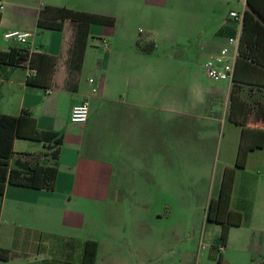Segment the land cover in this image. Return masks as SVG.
Returning <instances> with one entry per match:
<instances>
[{
    "label": "rangeland",
    "instance_id": "1",
    "mask_svg": "<svg viewBox=\"0 0 264 264\" xmlns=\"http://www.w3.org/2000/svg\"><path fill=\"white\" fill-rule=\"evenodd\" d=\"M32 1L37 4L41 0ZM99 1L104 9L120 15L129 39L110 55L104 91L92 95L103 99L90 100L95 138L87 133L82 155L92 161L97 175L92 186L81 191L111 192L107 201H98L99 210L113 208L120 228L127 227L128 238L156 241V257L138 264H238L244 239L224 246L217 226L206 221L208 203L219 194L222 163L229 156L225 148L229 133L220 121L203 118L209 98L201 89L213 85L227 90L230 80L211 78L205 64L218 53L214 47L218 30L232 18V10L243 11L245 0ZM258 13L264 19V14ZM96 35L97 29L89 37V46L95 49ZM205 43H209L207 48H203ZM226 45L233 51L229 42ZM96 58L93 51L85 81L90 76L101 80L92 69ZM107 97L116 101H107ZM138 101L173 109L169 117L162 114L155 148L146 150L152 156H146L144 165L138 164L136 125L108 118L110 110L135 108L131 103ZM222 107L221 100L212 103L215 112H221ZM225 120L229 124L228 117ZM121 127L124 137L118 132ZM235 151L232 149V155ZM238 178L243 189L255 193L257 205L264 206L263 159L239 170ZM8 186V192L15 188ZM228 260L230 263H225Z\"/></svg>",
    "mask_w": 264,
    "mask_h": 264
},
{
    "label": "crops",
    "instance_id": "2",
    "mask_svg": "<svg viewBox=\"0 0 264 264\" xmlns=\"http://www.w3.org/2000/svg\"><path fill=\"white\" fill-rule=\"evenodd\" d=\"M2 1L5 7L4 10L0 9V51L21 47L28 49L30 53L41 54L47 58L41 62L40 72L30 83L26 67L0 68V95L4 98L0 101V113L19 115L23 110H27L35 118L39 129L56 131L63 135V144L59 158L54 159L50 155H45L53 149L51 143L21 137L15 139V158L18 156L17 153L24 152L40 155L39 159L43 164L56 167L59 173L54 190L14 186L15 188H11L8 192L7 185L5 193L1 195L0 203V248L7 250L8 255L5 259L0 258V264H84V247L88 240L99 242L95 264H128L129 261L138 264L156 257L158 244L154 239L128 238L127 227L120 228V222L118 224L116 221L113 208L108 211L99 210L98 201H107L111 192L81 191L88 190L92 186L94 176L97 175L96 168L92 167V161L86 160L82 155L87 133L91 139L95 138L92 135L94 122L90 114L85 124L70 120L74 105L88 97L91 109V99H103L102 95L92 96L94 94L92 88L96 87L97 92L104 91L110 55L129 39L120 15L104 9L99 0H66L62 3L41 0L37 4H33L32 0ZM45 5L65 6L112 16L116 22L114 25L90 26L83 62L78 69L72 59L76 24L67 21L62 30L40 28L37 21L39 12ZM245 10L253 11L264 22L258 13L264 14V7L257 6L255 9L245 0L243 11L238 13L243 14ZM95 25H99L100 28ZM95 29L98 31L96 36L99 39L94 43L96 49L89 46L90 34ZM13 30L32 33L27 46L18 45L17 42L5 37L6 32ZM241 32L242 23L233 17L229 19L217 32L214 41L216 51L219 53L227 46L226 42L230 37L240 38ZM222 38H226V41ZM208 45L209 43H205L203 48H207ZM93 51L97 54L98 61L92 65V69L100 75L101 80L98 81L99 79L90 76L85 81L89 55ZM50 56L54 58L55 68L51 78L47 80L45 68ZM250 71L247 64H240L239 78H247L252 82L256 80L263 85L264 74L259 72V75H251ZM90 79H93V82H90ZM48 89L50 93H47ZM202 92L209 98L203 118L214 122L220 121L222 128L227 126L229 133L225 145L226 150H229V156H226V160L222 163L219 193L224 169L233 166L236 162L242 127L230 118L231 82L227 90L212 85L209 89H201V94ZM239 95L250 104L247 125L264 128V88L246 82L243 83ZM198 98L204 103V96L199 94ZM105 100L116 101L108 97ZM216 100L223 102L221 112L213 111L212 103ZM131 104L135 108L110 110L108 118L121 119L122 124L129 122L132 126L136 125L138 164L144 165L146 156H152L151 151L146 152V150L155 148L158 127L162 124L160 119L162 114L169 117L173 109L147 106L140 101ZM184 114L194 116L187 112ZM225 116L230 120L229 124ZM108 129L111 133L110 125ZM118 132L121 136H125L122 127ZM129 138H132V134H129ZM234 148L236 151L232 155ZM257 159L264 161V147L249 153L246 167ZM239 170L242 169H238L236 173L231 208L241 210L250 204V217L242 225L230 229L228 241L232 244L240 239L243 242L244 239L238 264H264V206L257 205L254 192L243 189L238 178ZM113 171L111 167L107 174L111 177ZM212 224L217 226L221 234V226L217 223Z\"/></svg>",
    "mask_w": 264,
    "mask_h": 264
},
{
    "label": "trees",
    "instance_id": "3",
    "mask_svg": "<svg viewBox=\"0 0 264 264\" xmlns=\"http://www.w3.org/2000/svg\"><path fill=\"white\" fill-rule=\"evenodd\" d=\"M246 2L255 9L257 6L264 7V0H246ZM67 21L76 24L72 59L76 68L80 69L90 26L92 24L114 25L116 19L112 16L75 10L65 6L45 5L39 12L37 24L42 29L62 30ZM46 58L41 54L30 53L26 48L11 47L7 51H0V68L25 67V63L30 60V66L37 69V73L31 79L29 78L30 83L40 72L41 62ZM240 64H247L251 75H259V72L264 74V22L250 10L243 12L242 32L231 81L230 118L242 127L236 162L234 166L224 169L219 194L210 199L206 210V221L221 226L220 237L224 246L228 242L230 229L242 225L250 217V204L241 210L231 208L237 170L246 167L251 151L264 147V128H253L247 125L250 104L239 95L243 83H254L257 87L263 88L264 84L260 85L256 80L252 82L247 78H239ZM54 66V58L48 57L45 68L47 80L51 78ZM17 137L51 143L53 149L45 155H50L54 159L59 158L63 144V135L56 131L39 129L35 118L27 110H23L19 115L0 113V195L5 193L7 185L54 190L58 169L43 164L39 159L40 155L37 154L17 153L18 156L15 158L14 141ZM98 248V241L88 240L86 242L83 255L84 264H95ZM7 255L8 251L0 248V258L5 259Z\"/></svg>",
    "mask_w": 264,
    "mask_h": 264
},
{
    "label": "built area",
    "instance_id": "4",
    "mask_svg": "<svg viewBox=\"0 0 264 264\" xmlns=\"http://www.w3.org/2000/svg\"><path fill=\"white\" fill-rule=\"evenodd\" d=\"M5 5L2 0H0V9H4ZM231 17L235 18L237 21L242 23L243 14H239L236 11L230 13ZM32 33L29 31H20L13 30L5 33V37L12 42L18 43H27L31 38ZM239 36L230 37L228 42L233 46H225L222 50L213 58L209 59L205 67L207 69L208 75L215 80L229 79L232 81L234 69H235V60L238 52ZM27 68V77L32 78L36 73L37 69L30 66V60L25 63ZM90 82H93V79H90ZM51 91L48 89L47 93ZM97 92V88H92V93ZM90 112L89 98H85L81 103L76 104L72 107L70 120L74 123L83 124L88 121Z\"/></svg>",
    "mask_w": 264,
    "mask_h": 264
}]
</instances>
